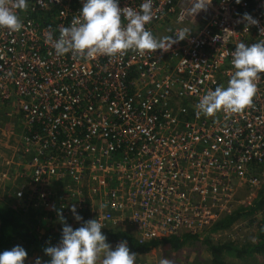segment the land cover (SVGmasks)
Wrapping results in <instances>:
<instances>
[{"label":"built area","instance_id":"2783aa9c","mask_svg":"<svg viewBox=\"0 0 264 264\" xmlns=\"http://www.w3.org/2000/svg\"><path fill=\"white\" fill-rule=\"evenodd\" d=\"M84 2L28 0L16 10L21 31L0 28V102L23 120L28 157L16 203L44 221L62 212L75 229L99 219L101 231H123L140 244L209 235L253 207L264 185V74L240 113L209 117L195 106L208 90L227 87L238 43L264 40V0H212L196 15L195 0H153L145 27L155 37L191 31L167 52L57 56L47 37L58 38ZM142 3L119 0L137 11ZM244 13L259 26L245 29ZM262 213L214 232L236 244L254 225L245 219Z\"/></svg>","mask_w":264,"mask_h":264},{"label":"clouds","instance_id":"9594fccd","mask_svg":"<svg viewBox=\"0 0 264 264\" xmlns=\"http://www.w3.org/2000/svg\"><path fill=\"white\" fill-rule=\"evenodd\" d=\"M212 0H195L192 14L207 11ZM239 4L240 0H236ZM28 0H0V28L9 32H19L23 22L16 10H26ZM154 18L153 0H143L139 11L131 7L119 6V0H86L78 16H74L69 27L62 28L58 38L51 33L47 41L52 44L57 56L72 53L83 59L97 55L115 57L128 51L139 54L160 50L167 52L171 47L187 39L191 31L181 28L171 37H155L146 29ZM126 22V23H125ZM247 26H259L258 20L244 13L241 21ZM226 33L231 32L225 29ZM264 33V29H261ZM174 37V38H173ZM235 69L227 87L221 85L215 90H208L200 97L195 106L198 115L214 116L223 110L240 113L253 103L258 92L257 81L264 74V40L251 45L240 42L231 53ZM77 221L82 217L76 214L75 205L71 208ZM63 224L62 240L58 246L44 249L51 258L50 264H135L136 254L131 252L127 241L120 242L111 250L102 234L104 224L99 219L86 221L73 229L66 223L62 212L57 213ZM27 252L19 245L0 253V264H24ZM36 264H42L37 258ZM160 264H171L168 259H161Z\"/></svg>","mask_w":264,"mask_h":264},{"label":"trees","instance_id":"16d2710c","mask_svg":"<svg viewBox=\"0 0 264 264\" xmlns=\"http://www.w3.org/2000/svg\"><path fill=\"white\" fill-rule=\"evenodd\" d=\"M258 206L263 212L262 222L264 223V185L262 187L261 196L259 194ZM255 208L250 207L246 210L236 211L234 214L227 216L220 220L214 230L225 229L230 227L238 219L247 215L253 214ZM62 228H59L50 234L41 235L35 228H31L22 218L20 212L15 207H6L0 205V253L10 249L16 242L21 243V247L27 252V257L37 253L44 258H49L45 254L44 249L51 247L54 244L60 243L62 240ZM35 229V230H34ZM75 229V228H73ZM107 238L106 242L110 244H119L122 241H127V245L131 252L137 254H144L159 246H170L173 249H178L188 241L202 240L208 248V251L212 258V264H225L220 254L228 257H241L250 253H258L264 251V232H259L258 241L256 244L249 247L237 248L229 244H212L208 237L203 238L198 235H181L172 236L160 240H151L149 242L140 244L129 233L123 231H102ZM207 236V235H204Z\"/></svg>","mask_w":264,"mask_h":264},{"label":"crops","instance_id":"0c3cea01","mask_svg":"<svg viewBox=\"0 0 264 264\" xmlns=\"http://www.w3.org/2000/svg\"><path fill=\"white\" fill-rule=\"evenodd\" d=\"M16 123L19 124V127H15ZM20 132H22L21 135L24 134L23 133L24 123L19 113L17 111L10 109L4 103L0 102V205L6 207H15L17 211L20 212L21 218L31 228H35L37 232L41 235L50 234L55 232L58 228L53 230H48V229L42 230L43 226L49 227V224L46 225L43 222L44 216L42 217L37 216V214H33L35 212L32 210L27 212L25 208H23V205H18L16 203L17 201L14 199L13 196L14 191L20 185L26 186L28 184V180L26 178L28 173H26V168H25V164L27 162L28 157L25 154H23L21 151ZM253 221L256 223V225L258 224L259 226L261 220L256 218ZM46 222L48 223L55 222L57 224H61L60 220L57 218H51V220L48 221L46 220ZM51 226L54 225L52 224ZM254 231L255 230H253V232ZM260 231L264 232V225L262 226V228L256 229V232H258L257 235L255 234V232L253 235L251 233L243 234L241 236V241H239L238 243L242 244L241 246H245V247H249L256 244L258 241V235ZM18 244L21 246L20 242H16L12 246ZM219 244H229L234 247L236 246L235 244H230V243H219ZM33 255L34 254L30 255L29 257ZM29 257H27L26 259H28ZM232 260L234 261L238 260L241 264H264V251L258 253L253 252L247 255H243L241 257H234L232 258ZM223 261L225 262V264H230L227 258H225ZM24 264H35V263L30 262V260H27V262H25Z\"/></svg>","mask_w":264,"mask_h":264},{"label":"rangeland","instance_id":"374dc122","mask_svg":"<svg viewBox=\"0 0 264 264\" xmlns=\"http://www.w3.org/2000/svg\"><path fill=\"white\" fill-rule=\"evenodd\" d=\"M15 127H19V124L16 123L15 124ZM21 131H22V128H21ZM21 133L20 132V136H21ZM262 191V190H261ZM261 191H260V196H261ZM260 198H255V204L253 206V208H255L256 206H258V201H259ZM259 211L262 212V210L260 208H255L253 214H257ZM33 214H36V213H33ZM252 215V214H250ZM37 216H40L39 214H37ZM249 216V215H247ZM245 216V217H247ZM262 219H263V213H262V217H260V223L262 222ZM245 220L248 221V225H253V227H251V230H250V233L253 235L254 232L255 234L257 235L258 232H256V229L258 228H262V226L264 225V223H262V225L258 226V224L256 225V223L253 221V220H250V218H246ZM44 224H49V227H46V226H43V229L42 230H53V229H57L59 228V226H63V224H57V223H48L46 221H43ZM250 223V224H249ZM54 225V226H51V225ZM56 224V225H55ZM236 224V222L234 223V225ZM253 230H255L253 232ZM201 239H205L208 237L209 241L212 243V244H219V243H227V242H224V240H226L225 236L222 234H217L215 233L214 231H211L209 232V235L207 236H204V235H201ZM60 243H57V244H54L52 246H58ZM109 245H111V250H115L116 245L114 244H110L108 243ZM19 245V244H18ZM237 248H242V247H245V246H241L242 244H239V243H236L235 244ZM17 246V245H15ZM15 246H12V248H14ZM20 246V245H19ZM10 249V250H11ZM137 258H136V262L135 264H160V261L161 259H168L171 261V264H212V258H211V255L209 254L208 252V248L207 246L205 245L204 241L202 240H192V241H188L187 243H185L183 246H181L180 248L178 249H173L172 247L170 246H159L157 248H154L144 254H137L135 253ZM34 256V258H33ZM29 257L28 259H26L24 261L27 262V260H30V262H34L36 264V260L37 258H39L42 262V264H50V260L51 258H44L42 255H39L37 253H34V255ZM221 258L224 260L225 258L228 259V262L230 264H241L238 260H232V258H229V257H226V256H223L221 255Z\"/></svg>","mask_w":264,"mask_h":264}]
</instances>
